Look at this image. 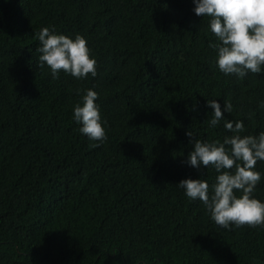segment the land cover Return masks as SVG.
<instances>
[{"label": "trees", "instance_id": "1", "mask_svg": "<svg viewBox=\"0 0 264 264\" xmlns=\"http://www.w3.org/2000/svg\"><path fill=\"white\" fill-rule=\"evenodd\" d=\"M192 0H0V264H264V227L223 228L177 187L216 172L187 163L190 141L264 131V72L215 64ZM43 26L80 33L95 77L38 67ZM98 93L103 142L79 132L73 104ZM81 90L78 93L77 90ZM191 132L193 136H189ZM229 147V146H226ZM253 193L264 200V161Z\"/></svg>", "mask_w": 264, "mask_h": 264}, {"label": "clouds", "instance_id": "2", "mask_svg": "<svg viewBox=\"0 0 264 264\" xmlns=\"http://www.w3.org/2000/svg\"><path fill=\"white\" fill-rule=\"evenodd\" d=\"M193 12L207 17V29L215 37L209 47L215 52V64L225 75L243 78L251 73L264 72V0H192ZM39 44L36 48L38 67L45 65L52 79L60 72L76 79L96 76V58L91 55L86 38L80 33L72 35L43 26L35 33ZM78 93L81 90H77ZM98 93L87 88L73 104L72 118L79 132L88 139L103 142L106 131L101 119ZM212 117L209 127H216L224 120L223 127L231 134L222 141L192 139L187 163L194 168L211 166L216 172L210 185L206 179L185 177L177 187L189 199L202 201L210 218L220 227L249 225L264 227V200L253 193L262 173L256 169L258 160L264 161V131L256 135L245 134L241 120L225 119L231 112V103L223 107L217 99L207 100ZM264 108V101L259 104ZM189 136H193L188 132ZM229 146V147H226Z\"/></svg>", "mask_w": 264, "mask_h": 264}]
</instances>
